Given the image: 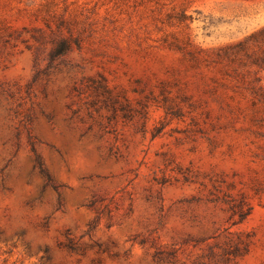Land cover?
Listing matches in <instances>:
<instances>
[{"label":"rangeland","instance_id":"rangeland-1","mask_svg":"<svg viewBox=\"0 0 264 264\" xmlns=\"http://www.w3.org/2000/svg\"><path fill=\"white\" fill-rule=\"evenodd\" d=\"M264 0H0V264H264Z\"/></svg>","mask_w":264,"mask_h":264},{"label":"trees","instance_id":"trees-1","mask_svg":"<svg viewBox=\"0 0 264 264\" xmlns=\"http://www.w3.org/2000/svg\"><path fill=\"white\" fill-rule=\"evenodd\" d=\"M262 32H264V30L262 31ZM259 59H262L261 61H263V64H260L261 62H259L260 60H255L256 62V64L258 65V66H260V67H264V58H261V57H259Z\"/></svg>","mask_w":264,"mask_h":264}]
</instances>
